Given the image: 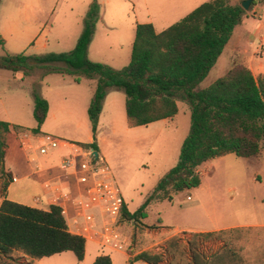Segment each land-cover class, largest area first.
Here are the masks:
<instances>
[{"label": "rangeland", "instance_id": "1", "mask_svg": "<svg viewBox=\"0 0 264 264\" xmlns=\"http://www.w3.org/2000/svg\"><path fill=\"white\" fill-rule=\"evenodd\" d=\"M93 0H0V36H5L0 56L66 53L74 48L82 31V19ZM182 1V0H181ZM240 4L243 0H228ZM98 17L94 23L87 58L120 70L129 63L134 25L151 24L157 33L183 18L189 3L178 0H95ZM257 2L245 11L234 35L250 37L246 50L264 57V4ZM181 5V4H180ZM254 7L260 14L251 13ZM244 22V23H243ZM262 29L258 34V26ZM263 39V40H262ZM237 41V40H236ZM233 42L224 48L207 78L198 86L204 89L229 68L227 51H241ZM226 61V62H225ZM232 64V63H231ZM40 70L29 77L0 70V121L35 127L33 102L29 91L19 88L38 83L40 96L60 97L81 105L76 114L47 118L45 135L72 143L88 144L92 137L87 108L95 82L70 76L48 74L39 80ZM71 87V88H70ZM70 88V89H69ZM98 117L94 142L110 179L119 189L129 213L134 212L155 188L159 178L178 161L180 148L190 127L187 105L177 102L172 120L147 126L129 127L124 110V94L109 91ZM5 166L23 176L11 184L10 196L31 204L30 196L43 179L31 171L23 152L13 142ZM200 185L153 205L138 223L122 219L120 230L127 244L123 252L159 254L160 264H264V151L253 158L228 154L205 163L198 169ZM19 177V175H17ZM0 178V195H2ZM29 189V190H28ZM187 197L189 199H187ZM211 233L194 237L193 234ZM105 254L112 264L125 263L126 256L85 241V254L78 262L71 252L35 260L33 264H91L94 256ZM8 264H32L19 252L10 254ZM132 264H145L134 261Z\"/></svg>", "mask_w": 264, "mask_h": 264}, {"label": "trees", "instance_id": "2", "mask_svg": "<svg viewBox=\"0 0 264 264\" xmlns=\"http://www.w3.org/2000/svg\"><path fill=\"white\" fill-rule=\"evenodd\" d=\"M261 1L252 0L250 6ZM244 15L240 4L208 0L159 33L151 24L136 23L129 63L116 70L87 58L98 17V6L93 0L71 51L34 56L5 53L0 56V70L20 73L23 77L40 70L39 80L48 74L70 76L75 82L93 80L95 85L87 108L93 142L80 146L94 151L97 150L94 138L98 117L109 91L124 94L129 127L172 120L178 111L177 102L187 105L190 127L176 165L159 178L153 191L134 212L129 213L125 204L122 207L121 218L138 223L147 217L153 205L171 201L174 195L197 188L200 185L198 169L205 163L228 154L253 158L264 151V74L253 77L243 61L234 60L222 77L204 89L198 88ZM0 47L4 48L1 37ZM38 88V83L30 86L32 117L36 123L30 132L34 134L39 131L48 110ZM11 129L21 128L0 121L2 193L12 182L11 175L4 169L5 136ZM13 252L31 260L71 252L81 262L85 240L68 232L59 208L50 206L41 210L3 199L0 204V264H8ZM128 256V264L161 262L159 254L140 252ZM92 264H111V261L108 256L100 255Z\"/></svg>", "mask_w": 264, "mask_h": 264}, {"label": "built area", "instance_id": "3", "mask_svg": "<svg viewBox=\"0 0 264 264\" xmlns=\"http://www.w3.org/2000/svg\"><path fill=\"white\" fill-rule=\"evenodd\" d=\"M21 138V147L26 151L31 150L27 136ZM41 141L35 148L40 156H46L59 148L69 150L58 164L62 180L44 181L42 184L43 191L51 195L50 206L59 208L63 218L67 216V207L71 209L73 214L68 232L94 242L102 249L122 251L126 243L120 230V221L125 203L119 189L110 179L103 159L98 154L95 156L96 151L92 148L47 135H43ZM35 169L38 170V167ZM68 181L75 187V194L70 192Z\"/></svg>", "mask_w": 264, "mask_h": 264}, {"label": "crops", "instance_id": "4", "mask_svg": "<svg viewBox=\"0 0 264 264\" xmlns=\"http://www.w3.org/2000/svg\"><path fill=\"white\" fill-rule=\"evenodd\" d=\"M206 1H208V0H182V1L178 0V6H182V4H184V3H189L191 6H190V8L188 10V13H190L193 9H195L200 4H202L203 2H206ZM261 4H264V0H263V2ZM260 12L261 11H260V9L258 7H254L252 9V11H251L252 14L253 13L260 14ZM261 29H262V26L261 25L258 26V29L256 30V34H258ZM154 31H155V29H154ZM0 37L4 40V46H5V36L2 35ZM249 38L250 37H246V35L244 36L243 34L242 35L241 34L234 35V33H233L231 38H230V40L226 44L225 48L228 46V49H230V45L237 40L236 42H238L239 44H242L241 48H243L244 50H241V51H227V56L226 57H222V59L224 58L223 60H227L228 61L229 67L231 66V63L234 60L243 61L247 65V67L249 68V70L252 73L253 77H257L259 75H263L264 74V57H263V55L262 56L261 55H256V53H255L256 50H255V52H253L251 54L248 53V51L246 50V45H247V40ZM221 55H222V53L220 54V56L218 57L217 60L221 59ZM215 64H214V66H215ZM214 66L211 68V70L214 68ZM211 70L209 71V73L211 72ZM209 73L207 74V76L209 75ZM20 76L22 77V79L24 78L22 76V74H20ZM63 76H66V75H63ZM207 76L204 78V80L207 78ZM75 83H77V82H75ZM19 88L20 89L23 88V89L29 91V93H30V89H29L28 86L24 87L23 85L20 84ZM54 96H56V99L55 98H51L52 99L51 102L49 101L48 98H46L44 96H41L42 98H44L46 100V102L48 104V110H47V113H46L45 120L47 118H49V117L56 118L57 115L58 116H65L67 114H73V113L76 114L77 107H78L77 103H74L71 100L69 101L66 98L60 97L59 94L57 95V93ZM107 97H108V95L106 94V96L104 98V101L106 100ZM79 108H80V111H79ZM78 111L81 113V105L78 107ZM161 121H168V120H161ZM157 122H159V121H157ZM6 123H8L10 125V127L17 126V127H20L21 129L20 130L11 129L6 134V136H5L4 160H5L7 151L9 150L11 144L13 142H15L16 145L19 147V149L23 152L25 161L28 164V166H30L29 168L31 169V171L34 172L35 174H37V176H38L37 178L38 179H43V178L44 179L41 180V182L36 185V189H37V190H35L36 192H34L30 196L31 204H26V203H23V202H17L16 200L11 198V196H10L11 184L15 183V182H18V179H20V177L22 178L23 176H21L20 174H17V173H16V175L13 174V170L12 169H8L5 166V162H4L5 171L8 172L11 175V177H12V179H14V181H12L7 186L5 192L2 195H0V204H1L3 199H6V200H9V201H12V202H15V203H19V204H22V205H25V206H28V207L41 209V210H47L48 207L50 206V197H51V195L49 193H46L45 191H43L42 184H43L44 181L60 182V180H62L61 179V173H60V171L58 169V164H59L60 160L63 157L68 155L69 150L65 149V148H59V149H57L55 151H52L51 153H49L46 156H40V155H38L35 152V148L38 147L41 144V142H42L41 141V137L43 135H45V133H44L45 131H43V128H42L43 125H41L40 128H39V131L34 134V133H31L30 130L36 127V123H35V127L30 128V129L24 128V127H22V126H20L18 124L16 125V124H12V123H9V122H6ZM154 123H156V122H154ZM23 135L27 136V141L29 142V144L32 147L31 150H27L26 151V150H24L21 147L20 142H21V139H22L21 137ZM92 142H93V139L91 138L89 143H92ZM36 167H38V170L35 169ZM17 175H19V177ZM68 188L70 189V192L72 194H75V187L69 181H68ZM67 210H68V213H67V216L64 217V221H65L66 227L68 229H70L71 219H72V214L73 213H72V211H71V209L69 207H67ZM124 240H125V243L127 244V241H126L125 238H124ZM115 252H117L120 255L126 256L125 263H127L128 259H129V256L126 253H124L123 251H115ZM84 254H85V252H84ZM101 255H105V254H101ZM98 256H100V255H96V256L93 257V259L91 261V264L95 260V258L98 257ZM105 256H107V255H105ZM29 260L32 261V264H33V262H35V260H31V259H29Z\"/></svg>", "mask_w": 264, "mask_h": 264}, {"label": "water", "instance_id": "5", "mask_svg": "<svg viewBox=\"0 0 264 264\" xmlns=\"http://www.w3.org/2000/svg\"><path fill=\"white\" fill-rule=\"evenodd\" d=\"M252 2V0H243L241 1L240 3V7L244 10V11H247L249 6H250V3ZM94 155L96 156L97 155V152H94Z\"/></svg>", "mask_w": 264, "mask_h": 264}]
</instances>
